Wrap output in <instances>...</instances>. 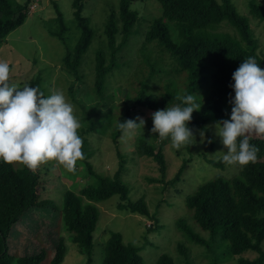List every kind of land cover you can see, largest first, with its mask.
I'll return each instance as SVG.
<instances>
[{
	"label": "trees",
	"instance_id": "16d2710c",
	"mask_svg": "<svg viewBox=\"0 0 264 264\" xmlns=\"http://www.w3.org/2000/svg\"><path fill=\"white\" fill-rule=\"evenodd\" d=\"M132 1L119 0L117 10L111 8L103 25L104 47H98L94 53L91 91L96 103L85 111L83 125L77 130L83 141L81 150L84 158L80 160L84 161L89 180L77 190L65 189L59 207H54L62 221V229L70 234L78 252L85 255L86 264L93 260L94 231L100 217L97 203L112 195L119 197L118 209L152 219L153 225L148 226V231L159 229L157 218L150 215L144 196L135 200L129 198L130 188L120 176L122 160L113 175H104L93 169L88 158L94 150L86 136L108 131L109 137L117 144L122 134L117 121L129 119L133 109L141 107L155 111L171 107L181 103L179 98L183 95L201 88L206 91L202 111L210 113L215 121L227 119L231 107L228 104L231 93L228 85L232 72L246 57H254L259 67L264 69V53L257 51V40L249 17L240 13L232 0H154L159 6L158 14L149 18L143 39L136 49L137 63L129 75L127 92L118 104L123 112L112 120L114 107L110 105L112 95L107 92V78L124 65L130 66L128 60H120V52L140 31L139 14L131 7ZM31 2L0 0V38L22 24L31 12ZM85 3L86 0L71 1L73 17L69 25L58 4L53 2L56 16L52 21L56 27L50 28L49 33L63 40L67 47L61 67L74 77V81L82 78L81 65L96 37L88 16L83 14ZM248 13L264 21V6L255 0L249 1ZM222 24L230 26L233 31L219 30ZM72 27L77 34L73 43L67 36ZM153 49L157 50V55ZM162 64L169 68L165 69ZM162 74L168 80L159 77L162 79L159 87H152L150 82ZM39 79L37 77L36 81ZM178 85H182L179 94ZM72 87L74 82L70 83L69 90ZM120 91V86L115 89L118 94ZM100 106L106 111L98 109ZM98 110L99 113L96 112ZM207 120L204 114L192 113L189 126L205 129ZM145 127L144 134L135 141L136 153L157 162L163 177L166 173L162 150L164 138L150 132L151 116ZM249 141L259 148L254 162L240 165L238 173L231 177L215 174L185 198L184 206L192 223L207 232L208 238L194 231L185 218L176 220L187 241L206 246L212 254L217 250V255L212 256L215 264L230 259L234 262L236 259V264H264V136H249ZM116 153L121 158L119 149ZM188 160H183L172 183L180 179ZM210 162L220 167L225 163L222 157ZM40 176L38 169L28 168L22 162L16 166L13 162L0 161V264H41L47 256L43 247L37 251L25 248L20 254L9 253L7 244L11 227L26 211L51 203L43 196L44 181ZM150 180L162 181V178ZM50 249L49 264H61L67 250L65 236L58 234L51 241ZM141 249L142 246L125 243L120 232L111 231L103 243L101 263L142 264ZM177 249L186 254L183 243L178 242ZM155 264L177 263L171 255L161 253Z\"/></svg>",
	"mask_w": 264,
	"mask_h": 264
},
{
	"label": "rangeland",
	"instance_id": "374dc122",
	"mask_svg": "<svg viewBox=\"0 0 264 264\" xmlns=\"http://www.w3.org/2000/svg\"><path fill=\"white\" fill-rule=\"evenodd\" d=\"M71 1L32 0L29 6L31 12L22 24L11 30L5 37L0 38V60L9 63V82L17 87L22 88L25 84H30V86H36L44 95H49L51 89L63 91L66 100L73 105L74 115L82 126L85 111L93 108L96 103V98L91 91L94 53L98 47H104L103 25L111 8L117 10L119 0H86L83 14L88 16L96 37L85 55L80 68L82 78L78 81H74V77L61 67V59L67 49L63 40L49 33L50 28L55 29L56 27L55 22L52 21L56 16L53 2L58 4L64 19L71 25L73 17ZM232 1L240 13L248 15L253 36L257 40V51L261 54L264 53V21H259L249 15L248 3L250 0ZM255 1L264 6V0ZM131 7L138 11L140 31L130 38L129 44L120 52V60H128L130 66L124 65L121 70L113 72L107 78V92L112 95L110 105L113 104L112 107H114L112 120H115L123 112L118 104L127 92L129 75L137 63L136 49L143 39L149 18L157 15L159 11V6L154 0H133ZM219 30L233 31L230 26L225 24H222ZM70 31L67 36L69 35V41L73 43L77 34L73 27ZM156 51L153 49V53L157 55ZM162 65L165 69L169 68L165 64ZM37 77L40 78L38 82L36 81ZM159 77L165 81L168 80V77L163 74L155 76L154 80L150 82L152 87H159L162 80ZM71 82H74V87L69 90ZM119 86L121 87L120 94L115 92ZM181 86L177 89L178 94L182 91ZM193 93H195L197 101L202 102L201 108L193 113L204 114L208 118L204 123L205 129L189 126L196 134L195 141H191L189 145L180 149L174 148L169 138H164L162 150L166 173L163 177L157 162L151 157L139 156L135 150V141L140 134H144L146 121L154 112L153 110L141 107L133 109L129 119H134L137 116L142 117L145 121L143 129H136L131 135L121 134L117 144L109 137L108 131L104 134L94 132L86 136L94 150L88 158L93 169L104 175H113L122 160L120 176L130 188L129 198L135 200L144 196L150 215H155L159 225L158 230L148 231L147 228L149 225H153V220L144 215L118 209L119 197L116 194L98 202L100 217L94 231L93 260L89 264H102L103 243L111 231L120 232L125 243L142 246L140 250L143 257L142 264H155L161 253L171 255L177 264H215L212 261L213 257L217 255V250L213 255L206 246L187 241L177 227L176 220L185 218L194 231L200 236L208 238L207 232L192 223L184 206L185 198L194 192L202 182L215 174H222L224 177L237 174L240 165L223 163V166L220 167L210 162V160L221 158L223 153L218 151H226V148L220 143L219 137L215 135L214 123L216 121L211 118L210 113L202 111L206 91L201 88ZM98 109H102V112L106 111L102 106ZM201 130L204 131L203 139L199 135ZM253 136L258 135H250V137ZM209 140L211 142H208ZM117 149L120 151L121 158L116 153ZM184 159L189 160L185 162L180 179L172 183L171 180ZM13 163L16 166L20 165V161ZM35 169L39 170L40 177L44 181L43 196L49 198L51 203L49 206L36 207L26 211L13 224L7 236L8 252L20 254L25 248L28 251H37L43 247L47 250V256L41 264H49L52 255L51 241H54L60 234L65 236L67 245L61 264H86L85 255L78 252L76 245L70 240V234L62 229L59 213L54 208L59 207L65 189L77 190L89 180L84 168V161L77 160L74 171H68L54 160L42 163ZM161 178L162 181L150 180ZM178 242L185 245L186 254H181L178 251ZM215 259L221 261L217 257ZM217 264H236V259L235 262L230 259Z\"/></svg>",
	"mask_w": 264,
	"mask_h": 264
},
{
	"label": "clouds",
	"instance_id": "9594fccd",
	"mask_svg": "<svg viewBox=\"0 0 264 264\" xmlns=\"http://www.w3.org/2000/svg\"><path fill=\"white\" fill-rule=\"evenodd\" d=\"M9 73V63L0 60V161H20L35 169L54 160L74 171L76 161L83 159L84 153L77 132L81 125L73 105L58 89L44 95L30 84L17 87L9 82ZM228 86L230 114L214 123L215 135L226 148L218 152L223 153L222 160L229 165H246L254 162L259 152L249 136H264V69L254 57H246L232 72ZM179 99L181 103L151 113L150 129L161 138H169L176 149L195 141L189 122L202 105L193 92ZM144 124V119L137 116L118 120L117 128L122 134L131 135L134 130L143 129ZM199 135L203 139L204 131Z\"/></svg>",
	"mask_w": 264,
	"mask_h": 264
}]
</instances>
